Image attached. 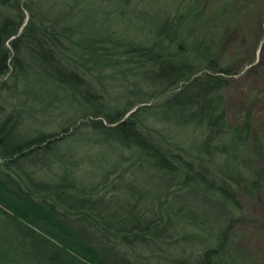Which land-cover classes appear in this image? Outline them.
Here are the masks:
<instances>
[{
	"label": "trees",
	"instance_id": "1",
	"mask_svg": "<svg viewBox=\"0 0 264 264\" xmlns=\"http://www.w3.org/2000/svg\"><path fill=\"white\" fill-rule=\"evenodd\" d=\"M0 6L16 13L0 18V264H229L231 260L235 264L237 257L226 243L234 212L240 211L237 179L250 180L240 164L245 161L243 148L260 142L250 111L235 126L228 118L229 80L223 76L228 71L217 62L216 32L228 7L207 18L215 25L208 26L200 41L168 54L169 45L182 37L177 25L176 34L173 25L158 27V41L151 47L120 40L116 52H107L103 49L107 39L80 37L84 28L71 23L69 16L58 30L43 21L36 28L30 18L25 23L27 10L21 0H0ZM192 13L202 17L201 8H190L185 18L191 19ZM165 40L169 44H163ZM114 63L152 68L146 71L154 78L152 86H136L131 93L141 97L139 103L170 95L162 105H145L123 120V112H111L105 103L106 86L98 90L87 79L100 76ZM31 69L55 83L53 90L62 93L55 94L56 102L70 95V105L82 109V116L63 132L49 133L32 122L37 112L48 111L54 102L51 106L39 102V108L25 98L20 106L12 103L25 97L17 86ZM6 77L12 81L3 80ZM28 89L23 92L32 100ZM3 103L10 108L6 110ZM145 114L168 125L171 134L144 123ZM72 127L75 131L68 136ZM83 128L95 137L89 144L109 151L90 157L110 168L98 181L88 182L85 177L92 178L93 173L83 176L78 160L62 148L72 140L81 143L78 134ZM187 132L194 134L190 147L183 143ZM76 135L80 137L74 139ZM117 151H130L133 160L134 179L125 184L118 178L110 184L111 172L126 158L123 153L115 155ZM215 155L224 159L218 167L227 175L211 170ZM248 170L255 179L262 174L252 167ZM138 183L144 186L136 192ZM109 186L115 192L111 198L101 194V188ZM199 231L209 234L199 252L180 256ZM176 251L179 255L173 257Z\"/></svg>",
	"mask_w": 264,
	"mask_h": 264
},
{
	"label": "rangeland",
	"instance_id": "2",
	"mask_svg": "<svg viewBox=\"0 0 264 264\" xmlns=\"http://www.w3.org/2000/svg\"><path fill=\"white\" fill-rule=\"evenodd\" d=\"M21 3L24 6L23 10H27L24 13L25 23L30 18L28 22L30 23L32 19L37 28L40 21H43V25L52 22L54 28L58 30V27L61 28L65 17L69 16L71 23L79 24L84 28V32L79 35L80 37L91 36V41L107 39L103 44V49L107 52H116L120 40L133 46L151 47L158 41L156 34L159 32L158 27L164 25L168 28L173 25V32L176 34L177 26H179L182 37L179 38L178 35V42L169 45L168 50H165L168 54H175L181 45L183 51L186 47L189 48L191 43L200 41L205 32L208 31V26L213 24L207 18L214 12L228 7L224 22L222 23L223 19L220 18L216 29L219 43L217 62L228 71V74L223 75L229 80V87L225 91L228 118L230 124L235 126L240 124L245 114L250 111L256 134L260 139H258L260 146L258 144L253 147L250 146L251 149L249 150L243 148L245 161L240 164L244 166L245 176L250 180L248 182L240 178L237 179V199L240 203V211L234 212L235 217L233 224L227 231L229 240L226 244H229V251L237 257L235 264H264V0H21ZM29 4L34 10L33 13L31 9V11L28 10ZM190 8L198 10L201 8L202 17H196L192 13L191 19L189 16L185 18V15L190 12ZM15 14L12 9L0 6V18L6 15L14 17ZM23 29L19 30V34L23 32ZM112 37H115L113 38L114 41L110 40ZM166 43L169 44L167 40L163 42L165 45ZM91 46L94 48L97 45L94 46L93 43ZM157 50L163 52L162 49ZM91 52L98 51L92 50ZM95 59L114 62L111 58L104 59L99 55H95ZM89 65L91 66L90 63ZM150 69L152 68L148 70ZM148 70H145L144 67L140 69L139 67L114 63L110 68L103 69L100 76L91 77L88 75L90 78L87 79L91 80L98 90L100 87L106 86L105 103L111 112L117 110L123 112L125 114L123 120H125L130 114L145 105H162L166 97L170 95L169 93L157 97L149 100L148 103H139L141 97H134L131 94L135 91L136 86L139 89H147L152 86L154 78L153 76L149 78L150 73L146 72ZM22 79L17 90L22 91L21 94L24 93L25 97L22 95L19 100L17 98L14 99L15 101L12 100L15 106H20L24 102L22 98L27 99V102L36 108L40 107L39 102H44L45 105L49 104L50 106L54 102L48 111L37 112L36 120L32 121L37 127L49 133H60L65 128L71 127L73 119H79L82 116V109L79 106L70 105L72 101L70 95L64 96L61 102L55 101V94L62 96V93L59 90H53L55 83L47 80L49 78L44 73L36 76L35 70L31 69L27 79ZM3 80L12 81V78L6 77ZM27 87L31 89V92L28 93L29 97L35 101L28 100L27 92H23V89ZM134 102L139 104L133 106ZM3 105L6 110L10 108L7 103H3ZM161 113L159 111L158 115L162 116ZM88 121L90 119H85L83 122ZM142 121L155 127L161 134H171V128L168 125L164 126L154 116L145 114ZM74 131V127L70 128L68 136ZM81 131L82 135L81 133L78 134L82 136L79 140L81 143L77 140L69 141V143L62 145L63 151L78 160L79 172L83 176H89L93 173L92 178L85 177L88 182L98 181L103 172L110 168L90 157L93 155L96 158L98 157L97 154L109 153V151L105 147L88 143L95 138L90 133L89 128H83ZM78 135L74 139L79 138ZM183 137V143L187 147L192 146L194 134L187 132ZM199 144L200 142L193 143L194 146H199ZM120 153H123L127 159L125 158L119 164V168L111 172L110 184L117 178L118 183L123 184H125L124 181L129 182L134 179V165H132L133 160L130 151H117L115 155ZM212 160L214 163L211 162L210 165L211 168L212 166L215 167L211 169L214 174L225 175L226 173L218 167V161L223 163L224 159L215 155ZM250 167L262 172L258 179L250 175L248 170ZM141 172L138 171L139 178L142 177ZM120 175H122L121 178ZM253 184L257 185L256 188L252 187ZM136 186L137 192L144 185L138 183ZM101 191V194H105L109 198L115 193L112 186L102 187ZM121 191H124L123 187H121ZM140 211L144 210L140 209ZM202 228L205 227L202 226ZM208 236L206 231H199L198 238L192 240L191 243L188 242L191 245H188L189 248L186 246L188 248L187 253L180 252V256L191 254L192 251H196L197 254L202 241ZM173 253V257H177L178 252ZM229 264H233L232 260Z\"/></svg>",
	"mask_w": 264,
	"mask_h": 264
}]
</instances>
